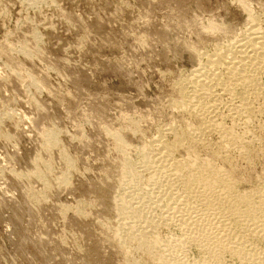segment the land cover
I'll use <instances>...</instances> for the list:
<instances>
[{"label": "rangeland", "instance_id": "obj_1", "mask_svg": "<svg viewBox=\"0 0 264 264\" xmlns=\"http://www.w3.org/2000/svg\"><path fill=\"white\" fill-rule=\"evenodd\" d=\"M211 22L220 28L211 30ZM254 25L264 31V0H0V264H159L137 241L120 244L123 227L142 223L118 211L130 199L122 161L128 157L140 169L150 145L172 143L200 125L176 104L181 82L192 90L188 79L207 52L236 44ZM257 69L249 88L219 91L215 117L253 141L247 154L219 158L218 131L195 146L232 174L239 191L255 194L264 191V68ZM257 89L261 96H251ZM239 107L250 120L232 118ZM50 132L57 136L51 146ZM187 141L176 150L179 158L188 156ZM151 172H142L143 191L133 201L141 199L144 214L159 219L166 206L152 201L182 187ZM158 177L164 188L154 182ZM192 202L160 219L156 235L169 240L162 245L171 258L214 264L200 245L187 242L190 226L177 219L198 217ZM215 213L211 218L222 220ZM254 240L261 249L264 242ZM225 263L243 262L226 255Z\"/></svg>", "mask_w": 264, "mask_h": 264}, {"label": "bare ground", "instance_id": "obj_2", "mask_svg": "<svg viewBox=\"0 0 264 264\" xmlns=\"http://www.w3.org/2000/svg\"><path fill=\"white\" fill-rule=\"evenodd\" d=\"M246 3L247 1L244 2L243 5L246 7V9H248L249 7ZM251 17L254 16L251 15ZM209 25V28L211 30L220 28L216 23L211 22V24L209 23ZM259 27L256 28L255 25L250 27L249 33L240 40H237V43L234 42L236 44H232L231 46L229 45L228 47L217 46L213 52H207V54L205 53L206 61L202 63V66L199 67V69H196L193 72L191 78L188 79V82L192 83V90L188 89L187 91L186 87L188 86L186 85L185 87V84L181 82V100L178 101L176 104L184 111H187L198 117V119L200 120V125L194 128H191L190 126V128H187L188 130L183 132L181 135H176V140L172 143H164L159 139L160 141H158L159 145L158 147L156 146L157 148H155V146L152 147V145H150L152 147H150L151 151H148V153L142 151V153L144 152V163L142 165V168L140 169H138L136 165H134V162L131 161V159L128 157H126L125 160L122 161L124 163V165L122 166V175H124L126 178L128 177L127 180L128 182L130 181V183L127 182V186L123 187L122 189L125 191V194H128L130 199H122L119 202L118 211L122 214V216H126L128 218L133 217L134 219L137 218L135 222H138L137 220H139V222L142 223L139 225L135 223L134 225H132L131 223L128 228L123 227L124 230L121 232V235H119L122 242L120 244H126L129 241H137L138 244L136 242V245L144 249V252L150 253L151 257L152 255L156 256L159 260V264H194L193 262L190 263L187 260V256L184 257L189 263L184 262L182 259H180L181 257L177 258V256L176 258H174L175 256L173 255V253V258H171L170 254L166 255L165 253L169 250L168 247H166V249L163 247V245L166 246L169 240L167 241V243H165L166 241L163 240L165 238L156 235V232L158 226L161 224L160 219L167 221L173 218L175 216L173 213L180 211L179 209H182L181 205H189L190 202L193 203L192 201H195L197 202L196 207L199 204V210H197L198 217L195 214L196 216L195 218H193L192 214V216L190 215L186 218L184 217L185 215H183L186 213H183L180 214V218H177L181 226H190V228L187 227L189 231L185 230L188 232V234H186V239L187 242L190 240L189 244H191V241H194L198 244V246L200 245L199 247H201L203 252L205 251V254L207 253V255L210 256L209 258L213 259L212 261L215 262L214 264H226V255H230L239 259L240 262H243L241 264H264V245L261 249H258L256 246H254L255 243L251 242L253 239H255L254 241L257 240V242H259L260 240L264 242V191L261 193L260 190L258 192V190L256 189L258 192H256V194L254 191H251V193L239 191L237 189V184L234 180L235 178L232 177V174H230L228 171H222L223 169L220 170L218 165L215 164L212 158H203L195 147L197 146V144H200L205 141L204 138L208 133L218 131L219 136H221L222 138V146H220L221 150L219 149L217 151L219 158H230L232 157V155H234V152H237L236 154H238V152H240V154H247V152L250 150L249 146L253 143V141L251 143L250 139L247 137V135H245L244 132L242 135H239L231 130L226 129V127L223 128V124L216 120L215 117L218 113V105H221L217 102L219 100L220 95L219 91L223 90L224 92H226L225 89L227 87L228 90L231 89L233 91V85L247 87L254 80L252 79V77L254 76L250 78V72L254 69L256 70L257 68H264V31L259 30ZM251 85L252 84H250V86ZM260 94H262V92L258 90L257 93L255 92L251 96L258 95L259 97ZM243 100H245V98ZM248 100L250 99L248 98ZM242 104L240 106H243ZM246 104V106H248V102ZM243 108H245V106H243ZM236 109H238V107ZM244 113L245 112L240 109L235 111L234 114L231 113V116L234 119H236L238 116H242L243 118L248 117L250 120L251 115ZM120 133H114L113 135L118 140V144H121L122 148H124L123 144L125 143H122L123 140L121 138ZM56 139L57 136L54 133L50 132L47 135L49 146L55 144ZM186 139L188 140L187 145L189 148V153H186L188 156L179 158L176 155V150L179 147H182V145L186 142ZM142 172H157L160 173L161 176L163 175V177L165 175L166 181L170 182L173 179L176 180L177 183L179 182L181 184L180 185L178 183L179 186L182 187V190L180 191L181 193L177 192L179 190L176 191V189H171L169 186V191L165 190L166 192H163V196H161L159 199L152 201V204L156 203V206H160L162 203H164L166 206V208L163 206V209H165H162L164 211L162 212L163 217L159 219L154 218L157 213L152 217L151 210V215L148 213L144 214V212H149V208L145 206L148 208H146L148 211H143L144 209L138 206L139 204L137 205V203H139L141 199H139L140 201L138 200L139 202L137 203L133 201H136L137 197H139L141 195V192L143 191L142 189L141 192L138 191V189L140 188L139 186H141V183H143L142 181L144 178V174H142ZM163 177L156 178L154 182L157 185L158 183L161 184ZM172 182L175 183V181ZM172 182H170L169 185L173 184ZM150 186L152 187V185ZM160 187L162 188L163 186ZM155 188L157 189L158 187L156 186ZM155 188L154 191H156ZM261 190H263V188ZM145 194H148V192ZM145 194H143V196ZM163 197L167 200H165ZM148 199L150 201L154 198L149 197L146 200ZM146 200L143 201L146 202ZM141 206H143V204ZM151 209L153 210V208ZM182 210H184V208ZM216 210H219V212H222L224 214L223 216H221L222 220H220L221 218L218 219L220 220L218 221V229L214 225L215 222H213L215 220V216L213 217L214 220L211 218V216L215 213ZM142 217L144 220L140 221ZM224 218L229 220L231 219L230 221L233 223H226V219ZM218 222L216 221V223ZM122 225L126 226V223ZM182 228L186 229V227ZM233 229H235L236 233H232ZM182 234L185 235L184 231ZM183 239L185 238L183 237ZM163 241L164 243H162ZM175 241L178 242L177 240ZM263 242H261V244H263ZM256 245L258 246V243H256ZM172 246L170 247L169 245L170 248H172ZM168 255H170V258L168 257Z\"/></svg>", "mask_w": 264, "mask_h": 264}]
</instances>
